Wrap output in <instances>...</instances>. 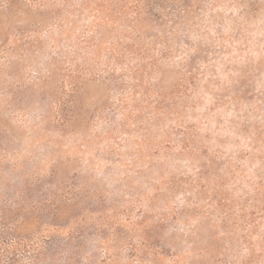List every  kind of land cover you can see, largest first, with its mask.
<instances>
[{"label":"rangeland","instance_id":"1","mask_svg":"<svg viewBox=\"0 0 264 264\" xmlns=\"http://www.w3.org/2000/svg\"><path fill=\"white\" fill-rule=\"evenodd\" d=\"M182 2L0 0V264H264V0Z\"/></svg>","mask_w":264,"mask_h":264},{"label":"trees","instance_id":"2","mask_svg":"<svg viewBox=\"0 0 264 264\" xmlns=\"http://www.w3.org/2000/svg\"><path fill=\"white\" fill-rule=\"evenodd\" d=\"M151 1L152 0H147V2H149V4H145V5H147V7H148L147 9L148 10H144V14H148L149 16L157 17L156 18V22L158 20H161V17L162 16L170 17L171 18V22H172L173 25H176L179 22V20H180V18L182 16L181 14H184L185 11L188 10L189 7H190L187 4H185V3L182 2V5L179 6L180 7V10L179 11H176V9L173 8L171 10L172 12L167 13V12H165V10H163V12L162 11L160 12L161 13L160 15H156V14H153V12H152L153 10H150V8L155 7L151 3ZM170 2H173V4H175L176 3V0H170ZM155 4H156V6H161L159 3H155ZM140 5H141L140 2H138V3L136 2V6L133 7V13L136 14L137 17L139 16L138 13L140 12ZM145 5H143V6H145ZM142 13H143V10H142ZM147 243H148V249L151 250V253H153L154 256L165 254V250L162 247H157V245L154 243V240L153 239L147 240V242H145V244H147ZM5 249L6 248H4L3 250H5ZM6 252H8V251L6 250ZM42 256H43L42 254L33 253V255H32V262L31 263L32 264L34 262L40 263V259L42 258ZM12 261H13V258H12Z\"/></svg>","mask_w":264,"mask_h":264}]
</instances>
